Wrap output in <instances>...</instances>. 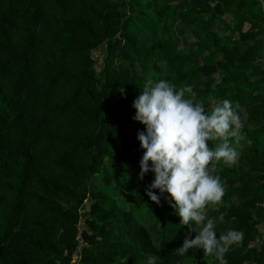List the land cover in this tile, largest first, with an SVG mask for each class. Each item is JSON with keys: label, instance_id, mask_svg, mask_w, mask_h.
<instances>
[{"label": "trees", "instance_id": "trees-1", "mask_svg": "<svg viewBox=\"0 0 264 264\" xmlns=\"http://www.w3.org/2000/svg\"><path fill=\"white\" fill-rule=\"evenodd\" d=\"M147 79L191 84L206 110L227 99L245 114L228 137L236 162L209 163L224 194L203 213L217 236L243 233L227 264H264L260 0H0V264H218L202 249L177 254L195 231L166 193L148 198L152 172L137 175L144 125L131 104Z\"/></svg>", "mask_w": 264, "mask_h": 264}, {"label": "clouds", "instance_id": "clouds-1", "mask_svg": "<svg viewBox=\"0 0 264 264\" xmlns=\"http://www.w3.org/2000/svg\"><path fill=\"white\" fill-rule=\"evenodd\" d=\"M194 96L191 84L176 87L165 80L147 79L139 89L131 104L135 109L132 119L144 125L136 133L144 150L137 175L142 180L152 172L154 178L145 187L148 198L159 205L166 193L164 199L179 217V224L195 231L194 237L185 236L175 248L178 255L202 249L218 264H227L224 254L242 240L243 233L228 229L217 236L216 221L206 218L203 209L209 202L221 201L224 188L219 177L210 174L209 163L222 160L231 166L236 162L239 153L229 145L228 137L237 136L240 123L229 100L206 110L203 104L194 102ZM215 138L222 142L212 150L207 142ZM145 264H155V258L147 256Z\"/></svg>", "mask_w": 264, "mask_h": 264}, {"label": "rangeland", "instance_id": "rangeland-1", "mask_svg": "<svg viewBox=\"0 0 264 264\" xmlns=\"http://www.w3.org/2000/svg\"><path fill=\"white\" fill-rule=\"evenodd\" d=\"M225 18L228 20V21H232L233 20V16L231 13H228L225 15ZM183 23H181L180 21L178 22H174L172 24V34L174 35L175 38L179 39L180 40V44H184V42L189 39V35H187V32L181 28ZM248 25H246L247 27ZM104 52H105V45H102L100 48L96 49L93 53V57L95 59V66H96V69L97 71H101V69L103 68V65H104ZM216 101L214 98L211 99V102H214ZM243 115V116H242ZM238 118H239V123L240 125L244 124L245 122V119H246V116L245 114L242 112L241 115H238ZM240 129L238 130L237 132V135H239ZM121 177V180H123L122 178V175L120 176ZM134 185L137 186L139 185V181L138 179H134ZM140 186V185H139ZM210 205H212V203H210ZM261 231L263 232L264 234V229L261 228ZM263 238H264V235H263ZM260 244L261 243V239L260 237L256 238L254 241H253V244Z\"/></svg>", "mask_w": 264, "mask_h": 264}, {"label": "built area", "instance_id": "built-area-1", "mask_svg": "<svg viewBox=\"0 0 264 264\" xmlns=\"http://www.w3.org/2000/svg\"><path fill=\"white\" fill-rule=\"evenodd\" d=\"M261 5L263 6V11H264V0H260Z\"/></svg>", "mask_w": 264, "mask_h": 264}]
</instances>
